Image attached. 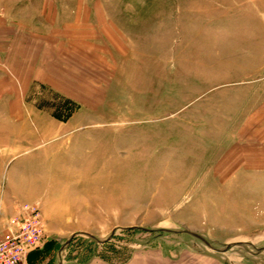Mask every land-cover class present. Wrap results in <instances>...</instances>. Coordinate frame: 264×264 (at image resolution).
<instances>
[{"label": "rangeland", "instance_id": "1", "mask_svg": "<svg viewBox=\"0 0 264 264\" xmlns=\"http://www.w3.org/2000/svg\"><path fill=\"white\" fill-rule=\"evenodd\" d=\"M0 3L10 32L52 43L33 74L0 51V198L39 201L44 225L26 264H264L259 148L227 137L264 105L243 35L264 0ZM100 17L122 39L83 36Z\"/></svg>", "mask_w": 264, "mask_h": 264}, {"label": "crops", "instance_id": "2", "mask_svg": "<svg viewBox=\"0 0 264 264\" xmlns=\"http://www.w3.org/2000/svg\"><path fill=\"white\" fill-rule=\"evenodd\" d=\"M54 1L55 0H41V5L39 6V9L41 10H51L54 9ZM2 4V3H0ZM1 6V5H0ZM94 9H102L101 5L94 4ZM5 14L0 12V27H2L1 33H0V51L7 50V55L4 56L7 59V63H11L12 61L20 63L22 65L26 66V71L28 74H33V67L41 66V67H47L49 64V60L51 57V49H52V43L49 41V39L45 42L44 40H41V35L38 34L35 30H31L29 28V32L31 34L26 33L28 31L27 27L29 25H26V30H19L18 32H10L11 23H8L6 20ZM4 22V23H3ZM93 22V23H91ZM22 26V24H20ZM83 25V36L88 37V40H92L91 35H94V33L91 32L92 25L93 27H96L95 29L98 31V36L102 39L105 37H108L110 40H116V39H122V29L117 26L115 22H113L111 19H108L107 17H100L99 19H83L82 21ZM6 26V27H5ZM11 26V27H10ZM75 26V25H74ZM98 26V27H97ZM244 26L247 27V31L245 29V33H243L244 36L247 37V40H253L262 43L261 46H259V56L264 57V14L260 16V19L258 21H254L252 24L248 22V25L245 24ZM15 28V27H14ZM91 29V30H90ZM84 37V38H85ZM50 42V43H49ZM29 45L30 49H27L26 51L29 52V54L25 55L23 59H21V54H13L14 48H20L19 53L25 51L24 45ZM30 50V51H29ZM0 53V57H1ZM44 56V57H42ZM3 57V56H2ZM21 59V60H19ZM11 65V64H9ZM29 67V68H28ZM28 68V69H27ZM25 71V72H26ZM40 71V70H38ZM258 86L259 90L264 89V82L254 83ZM217 88V87H216ZM263 97L264 95H260ZM260 97V98H261ZM264 105H262L259 108L258 114L250 116L248 122V127L250 130V134H242L239 132V130H233L232 132L227 134V137H229L232 140V144L236 145V147H240L242 149V156H246V151L244 150L245 146L249 147H256L259 148V154L260 158L257 163V161H254V165H249L250 167L258 168V169H264ZM239 143H242V145H239ZM229 143V142H228ZM248 150V149H247ZM218 153V151H217ZM216 153V154H217ZM250 153V152H248ZM236 153H229L225 158H221L218 160L219 163L222 164V169L224 168H236L235 166L232 167L231 164H234L237 162V158L234 157ZM215 157V156H214ZM234 157V158H233ZM243 164H248L246 160L242 161ZM31 202H38L39 201H31ZM23 203V202H18ZM15 202L13 205L10 201H6L5 197L0 198V235L8 234L11 229L15 227V225L12 223V219L18 214V204Z\"/></svg>", "mask_w": 264, "mask_h": 264}, {"label": "built area", "instance_id": "3", "mask_svg": "<svg viewBox=\"0 0 264 264\" xmlns=\"http://www.w3.org/2000/svg\"><path fill=\"white\" fill-rule=\"evenodd\" d=\"M38 202L18 205L15 225L8 234L0 235V264H26L27 255L42 241L44 225Z\"/></svg>", "mask_w": 264, "mask_h": 264}, {"label": "water", "instance_id": "4", "mask_svg": "<svg viewBox=\"0 0 264 264\" xmlns=\"http://www.w3.org/2000/svg\"><path fill=\"white\" fill-rule=\"evenodd\" d=\"M191 233H192V232H191ZM192 235H194V236H196V237L202 239V240L205 241L208 245H210V243H209L206 239H204L202 236L198 235L197 233H192ZM227 248H229V245L227 246Z\"/></svg>", "mask_w": 264, "mask_h": 264}]
</instances>
